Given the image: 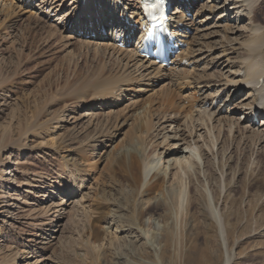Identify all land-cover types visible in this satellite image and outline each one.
<instances>
[{"label":"rangeland","instance_id":"obj_1","mask_svg":"<svg viewBox=\"0 0 264 264\" xmlns=\"http://www.w3.org/2000/svg\"><path fill=\"white\" fill-rule=\"evenodd\" d=\"M68 1L27 0L23 7L31 6L10 19L9 23H14L11 28L0 19V262L264 264V143L244 140L247 142L242 145L236 134L231 137L226 131L219 135L214 132L216 146L203 157L207 165L204 170L198 171L195 163L191 169L179 164L172 170L163 192L159 185L149 190L136 185L122 168L129 159L136 161V151L148 159L153 156L152 160L158 158L155 153L162 157L164 151H175L171 147L174 141L161 143L148 129L162 115L176 118V126L188 130L204 97L197 90L207 80L203 76L210 59H206V49L218 48V38L204 40L209 45H203L202 53H195L197 44L202 43V33L191 30L189 46L181 56L191 60L190 65L184 63L178 69L184 70L183 78L175 72L178 64L174 68L169 65L156 71L158 76L151 74L125 83L121 98L116 101L103 93L106 90L100 92L103 87L96 90L98 94L93 87L86 89L89 81H85L80 86L88 92L76 105L71 100L73 96L56 90L67 77L70 81L82 79L86 71L80 58L78 67L70 66L71 59L66 56L67 60L63 49L64 39L60 38L87 33L80 30L81 23L78 27L71 25L74 15ZM222 1L186 0L188 5H195L188 17L196 22L206 18L204 26L219 15ZM86 2L90 4V0ZM261 6L258 18L264 21V0ZM42 7L45 14H41ZM57 12L58 16L49 18ZM33 13L40 18L36 19L38 28L45 26V17L57 26V37L52 43L42 39L45 30L35 28V21L30 20ZM235 13L229 11L231 15ZM213 23L203 34H222ZM227 24L233 26L232 22ZM73 27L77 31H72ZM96 28L99 30L95 25ZM97 32L106 39V31ZM193 49L194 56H188ZM237 51L223 54L217 62L226 65L230 58H242L243 53ZM216 55L220 51H213L211 57ZM200 57L202 61L196 63ZM197 74L205 78H198ZM95 92L104 98L96 102ZM51 94L61 95L62 99L51 104ZM91 108L92 114L102 111L105 117L112 116L107 118L110 124L101 128V134L93 120L84 118L83 124L88 123L91 130L87 125L83 130L73 119L77 112L84 114ZM88 132L91 133L86 137ZM97 139L100 142L92 146ZM209 142L206 143L211 145ZM75 171H83L80 189L67 191L68 173ZM67 192L69 196L65 197ZM52 218L55 221L51 225ZM154 224L160 225L159 231ZM49 236L53 244L45 240Z\"/></svg>","mask_w":264,"mask_h":264},{"label":"bare ground","instance_id":"obj_2","mask_svg":"<svg viewBox=\"0 0 264 264\" xmlns=\"http://www.w3.org/2000/svg\"><path fill=\"white\" fill-rule=\"evenodd\" d=\"M95 1L93 0L92 3L91 0L90 5L81 7L79 12V14L85 16V23L81 25V31L86 30L87 33L82 35H68L67 37H60L64 39V48H62L64 49V51H66L65 57L67 56L71 59L70 62H68L70 66L72 64L74 68H76L78 67L79 62L82 60V63L84 64V67L86 69V71L84 70L86 75L84 74V76H82V79L77 78L76 80L70 81V77H67L64 83L56 89L60 94L64 93L65 96H68L70 98L73 96L71 100L75 101L76 105L80 101H82L83 98H85V95L88 92L83 91V87L80 86L85 81H89L87 86H85L86 89L88 87H93L96 91L99 90V87H103L100 92L106 90L103 91V93L106 92L104 94H107V96L110 95L111 97H113V101H116L121 98L120 95L122 94V89H124L123 85L125 83L130 84L132 82H135V80H141L145 78V76H150L151 74H154L153 76H158L159 74H157L156 71H160L162 68L161 65L153 63L152 61H150V59L146 60L139 57L137 53V46L129 43L128 41L125 42V44L128 45L127 48H125L124 50H118L115 47L114 43L115 37H113L112 35H110V37L107 36L106 39L99 37L97 34V31L99 30H97V28L94 29V26H97L98 24L100 28H105L108 19H111L113 24L116 23L115 27L117 28V30H119V32L121 29H124V26L121 25L117 19H114L113 17L105 14L96 6L95 8L91 6L95 3ZM139 1L140 0H121L122 3H125L124 9L131 10L130 12H128V15L130 17H136L138 20L141 19L140 13L138 12ZM231 1H233V4L230 5ZM2 2L3 1H0V19L2 18V22L4 23L5 21L8 22V28H11L14 24L13 22L9 23L11 22L10 19L12 17L14 18L18 14L20 15L24 8L31 6L30 4L26 7H23V4L25 5L24 0H15V2H13L12 0V2L9 3ZM68 2H70L69 6H76V8L79 7L78 0H69ZM185 2L186 0H183L184 4H181V1H176L177 7H175V11L174 9H172V11L174 12L171 13V16L173 17L172 21H175L176 24L170 25V27H177L175 35L182 36V38H186L187 35L189 37V34L187 33H189L190 30H195V32L202 33V35L200 36V40H202V43L197 44L198 49L195 46V48L197 49L196 51H194V49L189 50L188 56H194L193 51L199 54L202 53L203 48H205L203 47V45L208 46L210 43H204V40L212 37H217L219 40L217 41L218 48H216L217 46H208V49H206V51L208 52V56H206V59H208V57H210V59L209 65L205 63L207 68L203 69V76L205 75L207 77V80L205 81L206 83H202V81V85H200L197 90L198 92H200L199 95H204V97L202 99L200 98L201 101L197 106L198 111L196 110L197 112L194 121L188 123L187 131L180 130L181 127L176 126V118L173 119L168 116L166 117L160 115V117L158 118L159 120L157 119L158 121H156V123H154L153 125L150 124V128L147 126L149 125V122L145 123V126L149 128L148 130L151 129V131L147 130L148 133L156 137V140H162L161 143L174 141L171 146L173 149H175L174 152H170V150L166 152L164 151V155L162 157L159 153H155L154 156L158 158L152 160L153 156L151 158L149 157L148 159L144 156L143 153L136 151V161H131L129 159V161L124 163L125 165H123L122 167L126 170L125 173H127V177H129L133 181V183L135 182L136 185L142 188L146 186L148 190L159 185L160 192H163L164 188H166L172 170L179 164L183 165L186 169H191V164L195 163L193 166H196L198 171L204 170L205 166L207 165H205L206 162H203V157L206 156L205 154H211L216 146V143H214V140L216 139L213 137L214 132L219 135L222 132L226 131V134H229V136L231 137L236 134V136H239L242 140V145H244L248 140L255 141L256 143H264V118L260 120V124H258V126H254L252 120L253 113L257 110L258 100H264V21H261L258 18L259 13L262 12L261 5L263 3V0H223L222 3H220V10L218 11L219 15L214 16V18H212L213 20H210L209 23L205 22L206 24L204 26L202 23H204V21H207L206 18L202 21L196 22V20L188 17V15H190L191 13V7L195 5H187ZM178 5H180L181 7H179ZM35 9L37 8H34V10ZM203 10L204 7L203 9H201V11ZM230 10H235L236 13L231 15L229 14ZM40 11H42L41 14H45L44 7L40 8ZM95 12H97V17H94ZM37 13L40 12L38 11ZM33 14L35 15L32 16L30 14V20H34V26L35 28H38L40 23L37 22L36 19L39 17L36 13ZM41 14L38 15L40 16ZM47 15L49 16L48 13ZM58 15L59 13L57 12V15H52L49 18H55ZM45 18V26H41V28L38 29H41L43 31L45 30L46 36H44L42 39H45L50 44V42L52 43V41L57 37L58 30L54 22H49L48 17ZM41 19H43V17H41ZM77 20L78 19L75 17L73 19H70L71 25L78 27L81 21L80 23H77ZM244 21L247 22V27L243 25ZM211 22H214L213 27H219L222 30V34H216V32L203 34V32H206ZM229 22H232L233 26L228 25L227 23ZM180 23L184 25V28L178 27V24ZM90 25H92L91 28L89 27ZM74 29L75 31H77L75 27H73L72 31ZM223 29L226 31H224ZM93 32H96V35L94 37L92 35ZM207 35L210 36L207 37ZM243 38H247V42H242L241 40H243ZM46 41L45 43H47ZM221 46H223V50H220ZM70 48H72L73 50H71ZM237 50L243 53L242 58L238 56L237 58L235 57L236 59L230 58L232 60L228 59V64L226 65L223 62H217V60L223 57V54L226 53L227 55V53H229L233 55V53L236 54ZM213 51H220V55H216L214 56V58L211 57ZM181 59L182 58L180 57L178 67H175V72L176 74H180V76H182L183 78V75L185 73L184 70H178ZM202 59L203 58L201 57L198 58L196 60V63H199L200 61H202ZM67 60L69 61L68 58ZM190 61L191 60H188L187 62L190 63ZM80 72L82 73L83 71L81 70ZM135 73L140 75L135 76ZM199 77H201V79L205 78L202 76ZM197 81H199V79ZM245 90L246 93H244ZM141 91L143 90L140 89L139 92ZM96 92L93 94L94 100L100 97V95H95ZM103 93H101V95H103ZM241 93H244L243 96L240 99H236ZM60 97L56 96L55 94H51V99L49 100V102L53 104ZM101 97L102 99L104 98L103 96ZM218 99H223L221 104H215ZM171 108L175 109V107ZM93 110L94 108H91L87 113L84 114L77 112L76 114H74L75 116L73 117V119H76V121H78L76 122V126L82 128L83 130L86 129V125L88 126V128H90V126L88 123L83 124L82 120L86 117L90 121L93 120L96 123V128L98 127V131H100L101 134V128L105 127L107 124H110V120L108 121L107 118H112V116L110 115L105 117V113H103L102 111H98V114H92ZM89 111H91V114L89 113ZM54 119L56 120L57 118H53V120ZM160 121L161 123H159ZM89 130H91V128ZM107 131L109 132V130ZM90 133L91 132H88L87 134H85V136L88 137ZM101 138H103V136ZM222 139H220L221 142ZM208 140L211 141L209 142L211 145L206 143L208 142ZM96 142H100V140H95L93 143L94 145L92 146H95L97 144ZM14 143L15 145L17 144L16 142ZM166 145H168V143H166ZM173 154H177L178 156L172 157ZM82 172L75 171L74 173H68L69 178L68 180L66 179L67 181L65 180L67 191L75 189L77 187L79 188V185L81 184L79 180L82 178ZM167 191L168 189L166 190V192ZM65 194V197L69 196L68 192ZM216 216L217 221L221 227V220L217 214ZM54 221V218L50 220L51 225ZM154 226L155 230H160V225L154 224ZM47 231L48 230H46V232ZM50 239L51 236H49V238H45V240H48V244H51L53 241V239ZM153 242L155 243V240ZM1 263L2 262H0V264ZM44 263L45 262L39 263L38 261H36L33 264Z\"/></svg>","mask_w":264,"mask_h":264}]
</instances>
